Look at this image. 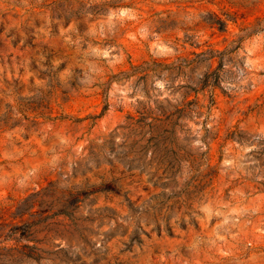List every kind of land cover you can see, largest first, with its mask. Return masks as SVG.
I'll use <instances>...</instances> for the list:
<instances>
[{
    "label": "rangeland",
    "instance_id": "rangeland-1",
    "mask_svg": "<svg viewBox=\"0 0 264 264\" xmlns=\"http://www.w3.org/2000/svg\"><path fill=\"white\" fill-rule=\"evenodd\" d=\"M0 260L264 264V0H0Z\"/></svg>",
    "mask_w": 264,
    "mask_h": 264
},
{
    "label": "trees",
    "instance_id": "trees-1",
    "mask_svg": "<svg viewBox=\"0 0 264 264\" xmlns=\"http://www.w3.org/2000/svg\"><path fill=\"white\" fill-rule=\"evenodd\" d=\"M32 225L33 224L26 225V230L23 232L24 237H29L31 235V226ZM18 229H19V227L14 228L15 231ZM27 248H28V252L25 253L26 256L28 258L36 259L37 261H39L40 260V256L38 255L39 249L37 247H30V246H27ZM0 264H3V262H1V260H0Z\"/></svg>",
    "mask_w": 264,
    "mask_h": 264
}]
</instances>
